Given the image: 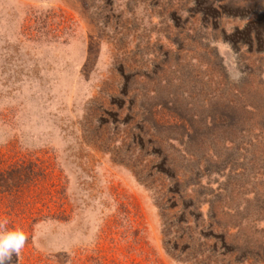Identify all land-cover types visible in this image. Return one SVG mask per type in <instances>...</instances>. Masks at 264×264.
<instances>
[{
    "label": "rangeland",
    "instance_id": "1",
    "mask_svg": "<svg viewBox=\"0 0 264 264\" xmlns=\"http://www.w3.org/2000/svg\"><path fill=\"white\" fill-rule=\"evenodd\" d=\"M9 264H264V0H0Z\"/></svg>",
    "mask_w": 264,
    "mask_h": 264
},
{
    "label": "clouds",
    "instance_id": "2",
    "mask_svg": "<svg viewBox=\"0 0 264 264\" xmlns=\"http://www.w3.org/2000/svg\"><path fill=\"white\" fill-rule=\"evenodd\" d=\"M28 240L21 228L0 230V264H9L13 255H19Z\"/></svg>",
    "mask_w": 264,
    "mask_h": 264
}]
</instances>
